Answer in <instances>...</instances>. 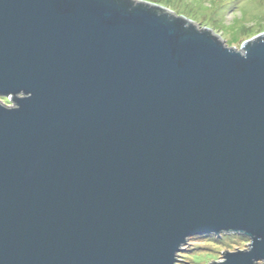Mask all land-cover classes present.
<instances>
[{
  "label": "water",
  "instance_id": "obj_1",
  "mask_svg": "<svg viewBox=\"0 0 264 264\" xmlns=\"http://www.w3.org/2000/svg\"><path fill=\"white\" fill-rule=\"evenodd\" d=\"M0 264L264 263V32L240 49L143 0H0Z\"/></svg>",
  "mask_w": 264,
  "mask_h": 264
},
{
  "label": "rangeland",
  "instance_id": "obj_2",
  "mask_svg": "<svg viewBox=\"0 0 264 264\" xmlns=\"http://www.w3.org/2000/svg\"><path fill=\"white\" fill-rule=\"evenodd\" d=\"M183 15L199 28H209L232 47L264 32V0H143ZM6 105L11 102L0 97ZM250 243L236 233L196 235L179 253L178 264H212L222 261L225 251L245 249ZM260 264H264L260 262Z\"/></svg>",
  "mask_w": 264,
  "mask_h": 264
}]
</instances>
